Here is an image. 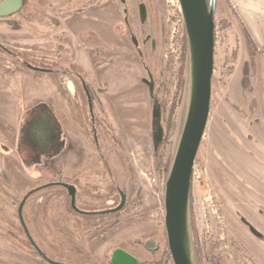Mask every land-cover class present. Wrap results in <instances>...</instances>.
<instances>
[{"label": "rangeland", "instance_id": "1", "mask_svg": "<svg viewBox=\"0 0 264 264\" xmlns=\"http://www.w3.org/2000/svg\"><path fill=\"white\" fill-rule=\"evenodd\" d=\"M126 2L129 28L124 25V3L112 0L107 20L98 21L96 37L91 27L71 33V44L76 36L88 45L75 71L93 100L92 108L79 81L30 71L20 63L54 66L59 41L47 45L42 37L27 35L34 27L29 21L0 20L5 50L0 49V264H47L27 240L17 207L28 192L56 180L76 188L80 208H115L121 193L125 205L116 213L88 219L69 211L62 185L34 192L23 206V221L32 241L51 259L100 264L111 258V250L131 247L137 240L147 250L151 241L160 251L167 246L164 182L188 107V48L183 89L176 98L184 36L178 1ZM217 2L211 104L189 199L191 257L194 264H264V192L232 199L230 190L227 196L221 192L227 178L238 180L231 165L234 132L244 139L232 122L225 126L221 121L226 108L235 110L222 104L233 102L242 90L248 108L250 92L241 87V77L250 80L257 98L263 95L264 62L252 63V49L241 43L232 21L226 19L228 27L220 29L226 5ZM91 38L97 40L94 54ZM227 149L229 154H224ZM232 241L234 247L229 246ZM137 252L146 259L143 251ZM162 253L147 259L153 262ZM162 262L172 264L165 256Z\"/></svg>", "mask_w": 264, "mask_h": 264}, {"label": "flooded vegetation", "instance_id": "2", "mask_svg": "<svg viewBox=\"0 0 264 264\" xmlns=\"http://www.w3.org/2000/svg\"><path fill=\"white\" fill-rule=\"evenodd\" d=\"M122 2L124 3L123 5L125 6L123 8V14H124V25H125V28L127 29L129 28V21H128V16H127V12H128L127 8L129 6L126 0H122ZM111 3H112V0H0V20L11 19L12 21H14V19H16L15 21H19V20L29 21V23L34 25V27L28 28V31L26 33L27 35L30 34L29 36L33 35L36 37H42V40H44V43H46L47 45H50L49 44L50 40L59 41L60 43L57 42V46L55 48V50L57 51V54L55 57L56 61L54 65L58 69L49 68V67H54L51 65H49L48 68H43V67L40 68V67H36L27 62H20V63L24 67L28 68V70L30 71L39 72L42 74H51V75L54 73L56 74L60 73L58 75L67 76L74 83L79 81L82 87L84 88L85 94L87 95L89 104L91 105V108H92L93 100L91 97H89V92L86 89V85L82 84L81 82L82 77H80V75H78L75 71L78 68L77 66L79 65V62H80L81 53L86 50L88 45L84 43H80L81 42L80 39L78 37L76 38V36H72L74 39L72 40V44H71L70 37H71L72 31L75 30L76 28H81L79 29V31H81L82 29H85L87 27L89 28L91 27L90 28L91 35L93 32L94 36L96 37L98 21L101 22L102 20L106 19L105 16H107L108 14V9L110 8ZM15 26L17 27L16 24ZM35 28L39 29L40 32L35 30ZM90 41H91V45H89L90 47L89 49H91L92 54H94L92 46L94 45V43L97 42V40L96 38L94 39L91 38ZM64 47L67 49L65 50ZM240 47L241 46L238 47V50H235L236 52L235 59L233 60V63L231 64V66L234 68L237 65ZM0 49L4 50L1 45H0ZM251 49L252 51H251L250 57H251L252 63L254 64L255 60L263 63L264 62V46L259 49H256V48H251ZM65 53H68L67 56L65 55ZM48 57L50 58V56ZM62 57L67 61V66H64V67L62 66L66 62V61H62ZM46 61L49 64L50 60H46ZM67 67L70 68L68 69V71L65 70L67 69ZM253 70H255V68ZM231 73H232V70H228V77L230 76ZM221 79L222 81L225 79L224 73L221 74ZM240 80H241L240 85L243 88V90L246 91L247 89L250 92L249 106L248 108L245 107V102L240 97V94H242L243 91L240 89L241 91L239 93V99L241 98L242 100L240 102V105L242 104V106H240L239 103L235 104V101L229 102L230 101L229 99L228 101H224L222 105L233 108V110L235 108V110L232 112L226 108L224 112L222 111L223 113L221 115L222 116L221 121L225 124V126H228L227 124L232 122L241 131L242 136L244 138L242 139L241 136H238L236 132H234L233 135L236 141H235V144H233V150H230V153L231 151H233V153L237 155V153L240 151L246 158H249L252 161L255 167L256 166L261 167L262 168L261 171H262L264 168V108H263L264 104L260 105L258 100H262L264 94L258 95V98H257V96L254 94L255 92H253V85L250 83V80L248 78H243V77H241ZM263 85H264V80H263ZM221 86L225 87L226 89L225 83L221 84ZM211 93H212V90H211ZM210 104H211V101H210ZM231 113L235 116V122L229 117ZM219 153H221L220 150H219ZM223 153L229 154L228 149L227 151L226 150L223 151ZM233 158L231 160H233ZM231 165L233 164L231 163ZM237 173L239 172L237 171ZM239 175L240 174L236 175V177H238L237 179H240L241 175L240 176ZM258 176L261 178V175L259 174V172L258 174L252 173L253 184L249 186L242 184L244 185L245 189H248L247 191H249V188L251 187V191L253 192H258V193L260 191L261 193L264 192V184L262 183L261 179L258 178ZM61 182L62 181L60 180L58 181L56 180V181H53L52 184H48L46 186L35 188L31 190L30 192H28L27 196L24 198H26V201H27L28 198L32 194H34V192L40 191V189L44 187H48L50 185L51 186L52 185H62L64 187V185L66 184H62ZM255 186L256 188H254ZM76 194H75V206H76ZM69 200H70V197H69ZM120 202H121V198H120ZM120 202L116 206H118ZM76 208L78 211L73 209L69 203L70 212L74 213L77 217H84L88 219L93 218L96 215L102 216V215L116 213V212L109 211L113 209L114 207L102 209V210L100 209L99 211L98 210H86L78 206H76ZM156 237L154 238L153 236L154 239H156ZM150 238L152 239V237H149L147 238V240ZM28 241L31 247L33 248V250L39 255L42 261L46 262L47 264H53L51 262L59 263L55 261V259L53 260L50 257H48L45 253L41 252V250H39V248L35 245V243H34L35 245L34 246L31 244L30 240ZM229 244L231 245V243ZM147 247L150 250H147L146 245L141 242H138L137 240L135 244H132L131 247H121V248L111 250L108 256H111L116 250H120L131 257L132 261L130 262V264H161V263L163 264L162 262L163 256L167 257V261L169 263L170 261L172 262L168 246L165 247L164 251L163 250L160 251L159 247L153 241H151L150 245ZM137 251H143L144 254H146V259L142 255L138 254ZM161 252L163 253L160 254L159 259L154 258L153 262L149 261L150 259H147V258H150V256L153 257L157 253H161ZM79 254L80 253L76 255L78 257L79 256L81 257V255ZM84 261L91 262L90 259H87ZM60 264H68V263L62 262ZM100 264H111L110 258H107L104 262L101 261Z\"/></svg>", "mask_w": 264, "mask_h": 264}, {"label": "water", "instance_id": "3", "mask_svg": "<svg viewBox=\"0 0 264 264\" xmlns=\"http://www.w3.org/2000/svg\"><path fill=\"white\" fill-rule=\"evenodd\" d=\"M177 1L187 39L189 100L174 159L164 182V229L173 264H194L190 249L189 199L194 163L204 137L211 101L216 0ZM64 187L70 197L71 207L78 211L75 206V187L67 184ZM120 198V204L110 212L123 208L125 197L121 194ZM25 201L26 198H23L18 205V219L26 237L34 245L22 217ZM131 261V257L120 250H116L110 258L111 264H130Z\"/></svg>", "mask_w": 264, "mask_h": 264}, {"label": "crops", "instance_id": "4", "mask_svg": "<svg viewBox=\"0 0 264 264\" xmlns=\"http://www.w3.org/2000/svg\"><path fill=\"white\" fill-rule=\"evenodd\" d=\"M228 2L231 9L229 10L226 6L225 8L222 7L224 12L223 18L232 21L234 27L233 30L235 34L240 37L241 43L250 48H262L264 46V0H228ZM218 4L219 3L217 2V12L220 10V8L218 9ZM235 98V104H240L242 101L241 98L239 99V96ZM258 101L260 105H263L264 96L262 100ZM229 117L235 122V116L232 113ZM232 164L234 165V170H236V172L238 171L241 177L237 181L227 178L226 186L221 189V192L223 191L222 193L224 195H226V190H230L229 198H231V196H238L241 198L244 195H249L246 192H253L251 191V187L249 188V191H247L248 189H245L244 185H242L245 184L249 186L253 184L252 173L258 174L259 172L261 178L259 176L258 178L261 179L264 184V168L261 171V167H255L252 161L249 158H246L240 151L237 155H234ZM223 175L224 174H222V176ZM227 175L225 176L230 177ZM254 188H256V186ZM253 193L257 194L258 192Z\"/></svg>", "mask_w": 264, "mask_h": 264}, {"label": "trees", "instance_id": "5", "mask_svg": "<svg viewBox=\"0 0 264 264\" xmlns=\"http://www.w3.org/2000/svg\"><path fill=\"white\" fill-rule=\"evenodd\" d=\"M226 7L230 10L231 9V6L228 2V0H223ZM216 6H217V0H216ZM219 25H220V29H226L228 27V22L226 21V19H221V21L219 22ZM183 33H184V36H183V49H182V55H181V58L179 59V63H180V69L179 71H177V74H176V78H175V86H176V98H177V94H179L182 89H183V76H182V71H183V67H185V63H186V57H187V43H186V39H185V31L183 29ZM174 97V98H175ZM236 245V242L235 241H232L231 242V245L229 244V246H235Z\"/></svg>", "mask_w": 264, "mask_h": 264}]
</instances>
